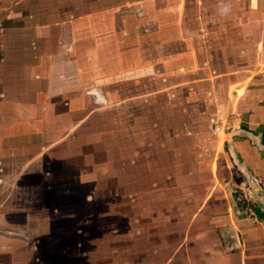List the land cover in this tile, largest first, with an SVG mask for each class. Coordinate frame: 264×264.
I'll return each instance as SVG.
<instances>
[{"label": "rangeland", "instance_id": "374dc122", "mask_svg": "<svg viewBox=\"0 0 264 264\" xmlns=\"http://www.w3.org/2000/svg\"><path fill=\"white\" fill-rule=\"evenodd\" d=\"M112 1L116 5L121 0ZM203 1L197 0L199 6ZM205 3L204 9L186 17L197 24L190 36L206 44L201 35L237 29L224 27L223 22L218 28L217 12L212 3ZM146 7L123 11L128 28L169 34L165 27L172 15H167V26L155 28L150 19L157 11ZM221 13L229 20L235 15ZM204 20L214 28H203ZM172 30L182 41L177 51H184L181 29ZM134 45L128 57L131 67L139 61ZM255 51V66L263 69L264 43L256 44ZM241 61L239 65L247 64ZM201 62L199 70L184 66L177 72L144 70V81L131 79L126 89L121 83L101 81L102 76L89 77L90 99L72 100V106L55 99L53 110L60 117L52 134L44 137L27 128L22 137L17 135L23 158L8 182L11 193L6 203L11 207L1 212L14 209L23 215L18 218H26L23 223L31 221L28 226H49L31 238L33 264H264V246L255 252L240 232L244 226L247 230L260 226L251 216L253 203L235 184H227L231 158L223 143L231 129L217 108L223 90L202 87L203 81H198L204 78L208 83L209 77L219 74L227 77L229 70H209L207 59ZM232 71L231 76L240 75ZM253 71H244L243 78ZM239 80L235 83L241 88ZM235 205L236 215L228 214L229 206ZM240 215L246 220L238 221L244 217Z\"/></svg>", "mask_w": 264, "mask_h": 264}, {"label": "crops", "instance_id": "0c3cea01", "mask_svg": "<svg viewBox=\"0 0 264 264\" xmlns=\"http://www.w3.org/2000/svg\"><path fill=\"white\" fill-rule=\"evenodd\" d=\"M207 1L217 12L214 24L218 28L223 22L224 27L231 25L237 29L226 34L217 29L211 35H201L207 39L205 44L201 38L190 36L197 24L186 17L204 9L206 0L202 6L197 0H121L116 5L112 0H0V264H33L31 238L49 228L28 226L31 221L23 223L26 218H18L23 215L14 209L7 215L1 212L6 206L11 207L6 203L11 193L8 182L23 158L20 151L23 145L17 135L22 137L28 132L27 128L44 137L52 134L55 119L60 117L54 113L55 104L71 105L72 100L82 103L84 98L90 99L91 91L86 88L92 80L89 77L102 76L101 81L112 85L121 83L126 89L131 79L139 83L144 81V70L177 72L181 66L186 70H199L203 64L201 60L205 59L207 65H211L209 70H229L227 77L219 74L209 77L208 83L204 78L198 81H203L202 87L223 90V95L217 96V108L224 118L222 121L231 129L228 133L232 134L231 151L228 142L223 143L224 147L228 146L231 158V164L226 165L231 174L227 184H235L253 203L251 216L255 215L260 224L249 230L244 226L240 231L242 238L257 253L259 247L264 246V197L260 206L240 171H251L264 192V68L255 66L256 44L264 43V32L259 33V27H264V0H249L248 3L245 0ZM145 6L157 11L150 19L155 28L167 26V15H172L171 23L165 27L170 28L169 34L162 29L138 34L128 28L123 11L141 10ZM227 11L231 12L229 17L234 12L233 19L220 16ZM118 13L123 15L122 20L115 18ZM202 23L203 28H214L210 27L209 20ZM172 27L181 29V39H185L188 49L185 46L184 51H177L182 41L177 40V31ZM132 43L134 47L137 45L135 53L139 60L133 67L128 58ZM146 43L151 44L149 49ZM242 59L247 61L244 66L239 65ZM232 70H238L240 75L231 76L235 72ZM246 70L256 71L244 79ZM104 72L107 75L103 76ZM164 76L166 74H161ZM235 78L244 81L239 80L241 88L237 87V80L233 81ZM233 86L236 91L231 92ZM102 94L107 97L104 92ZM92 95L96 98L94 92ZM202 166L207 168V164ZM229 209L231 215L239 211L236 205ZM237 218L242 222L246 220L245 216Z\"/></svg>", "mask_w": 264, "mask_h": 264}, {"label": "water", "instance_id": "95a60500", "mask_svg": "<svg viewBox=\"0 0 264 264\" xmlns=\"http://www.w3.org/2000/svg\"><path fill=\"white\" fill-rule=\"evenodd\" d=\"M227 135H228L227 142L229 144L230 151H231L232 134L228 133ZM240 171L245 175L248 183L250 184L255 194L256 199L258 200L259 205L261 206L263 203V197H264V192H263L261 185L259 184L258 180L254 177V175L251 173V171L246 170V169H240Z\"/></svg>", "mask_w": 264, "mask_h": 264}, {"label": "built area", "instance_id": "2783aa9c", "mask_svg": "<svg viewBox=\"0 0 264 264\" xmlns=\"http://www.w3.org/2000/svg\"><path fill=\"white\" fill-rule=\"evenodd\" d=\"M220 129H221V127H220V126H218V127H217V130H219V131H220Z\"/></svg>", "mask_w": 264, "mask_h": 264}]
</instances>
